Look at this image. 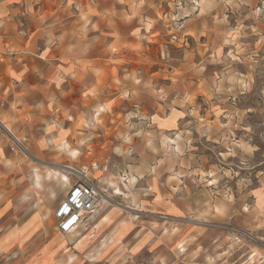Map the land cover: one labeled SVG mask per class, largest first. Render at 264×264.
Instances as JSON below:
<instances>
[{"label": "rangeland", "instance_id": "1", "mask_svg": "<svg viewBox=\"0 0 264 264\" xmlns=\"http://www.w3.org/2000/svg\"><path fill=\"white\" fill-rule=\"evenodd\" d=\"M75 1L54 0L55 19L70 22L77 39L115 35L120 70L119 99L96 130L78 125L90 132L83 134L92 150L84 172L103 191L84 224L89 231L69 238L89 235L94 251L112 234L105 252L91 258L102 262L91 264H264V0ZM88 16L101 24L87 22L83 32ZM88 109L82 117L90 122ZM177 110L183 118L172 129ZM157 115L172 130L158 131ZM69 164L40 167L44 175L35 168V188L44 180L57 186L38 193L44 229L39 255L26 264H62V253L53 259L50 244L42 245L67 239L54 212L70 186L51 171L61 167L72 180L84 165ZM122 235L121 253L106 259ZM29 250L0 264H25Z\"/></svg>", "mask_w": 264, "mask_h": 264}, {"label": "crops", "instance_id": "2", "mask_svg": "<svg viewBox=\"0 0 264 264\" xmlns=\"http://www.w3.org/2000/svg\"><path fill=\"white\" fill-rule=\"evenodd\" d=\"M75 2L85 6L81 0ZM53 5L54 0H0V262L5 257H21L24 247L30 248L25 264L32 255H39L38 235L44 227L39 219L42 214L37 211L38 193L46 190L51 195L50 190L57 185L44 180L42 189L35 188V168L83 164L81 170L88 174L87 157L92 155V150L86 147L83 134L90 132L78 125L85 122L89 130L95 129L108 112L109 104L119 99L120 66L116 63L118 54L113 50L115 35L101 32L87 39H77L72 35L76 28L69 27L70 22L55 19ZM87 19L80 22L78 28L83 32L87 22L91 26L101 24L100 19L96 23L93 16ZM82 25H86L85 28ZM103 35L110 37L105 44ZM87 106L90 122L82 117ZM176 112L177 124L172 129H176L183 118V113ZM167 116L154 117L158 131L172 130L159 125L158 121ZM12 136L23 143L27 154L10 150ZM71 150L80 152L77 159L71 158ZM96 161L91 164L95 171V167L99 168ZM100 172L103 175V171ZM103 179H106L104 183L112 182L109 177ZM59 207L60 204L57 209ZM24 213L30 217L23 218ZM83 231L86 233L89 229ZM123 235L118 244L105 253L106 259L121 253ZM83 236L88 237L78 234L72 241L66 235L64 243L63 240L53 243L50 239L41 245L50 244L47 252L53 259L54 254L62 253V264L69 262L70 256L78 258L76 264L102 262V258L97 261L91 258L96 260L99 253L105 252L102 246L110 245L112 234L94 251L88 249L92 239H83ZM79 241L82 243L77 247Z\"/></svg>", "mask_w": 264, "mask_h": 264}, {"label": "built area", "instance_id": "3", "mask_svg": "<svg viewBox=\"0 0 264 264\" xmlns=\"http://www.w3.org/2000/svg\"><path fill=\"white\" fill-rule=\"evenodd\" d=\"M12 152H28L23 143L16 137H11ZM74 178L69 192L60 207L55 212L57 229L63 235L75 233L84 226L97 212L101 205L102 191L98 184L90 179L84 170L73 174Z\"/></svg>", "mask_w": 264, "mask_h": 264}, {"label": "bare ground", "instance_id": "4", "mask_svg": "<svg viewBox=\"0 0 264 264\" xmlns=\"http://www.w3.org/2000/svg\"><path fill=\"white\" fill-rule=\"evenodd\" d=\"M80 155V152L77 150H71L70 151V156L74 159H77L78 156ZM57 170H53L51 171L53 179L57 182V184H60L64 187L70 186L71 185V180L69 178V176L66 174L68 172H66L64 169H62L61 167H57ZM70 174V172L68 173ZM35 179V186H40L41 183V176L40 174H38L37 172H35V175L33 176ZM106 222V221H105ZM88 237H83L84 238H89V235H87ZM82 241V240H81ZM80 241V243H81Z\"/></svg>", "mask_w": 264, "mask_h": 264}]
</instances>
